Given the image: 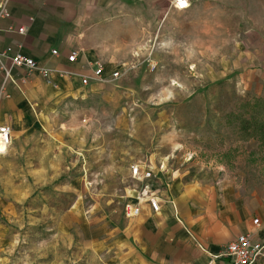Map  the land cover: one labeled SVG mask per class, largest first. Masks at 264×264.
I'll return each instance as SVG.
<instances>
[{"label":"rangeland","instance_id":"obj_1","mask_svg":"<svg viewBox=\"0 0 264 264\" xmlns=\"http://www.w3.org/2000/svg\"><path fill=\"white\" fill-rule=\"evenodd\" d=\"M121 1L134 25L104 69L119 78L57 89L6 122L0 264H154L141 248L154 225L125 214L146 188L135 166L163 210L264 194V0Z\"/></svg>","mask_w":264,"mask_h":264},{"label":"crops","instance_id":"obj_2","mask_svg":"<svg viewBox=\"0 0 264 264\" xmlns=\"http://www.w3.org/2000/svg\"><path fill=\"white\" fill-rule=\"evenodd\" d=\"M159 1L146 2L155 9L160 6ZM121 2L124 1L9 0L10 16L0 18V52L9 47L33 58L40 66L80 76H88L97 63L104 69L107 65L117 66L115 58L123 54V44L130 40L124 27L130 22L134 25V19L120 11ZM126 3L129 8L128 0ZM18 27L24 28L23 34L17 33ZM53 50L56 55L51 54ZM71 52L77 53V59L68 63ZM13 74L16 85H7L9 99L0 104L2 124L14 121L21 113V106L37 104L40 99L59 92L84 88L79 77L54 76L48 84L36 73L15 69ZM254 197L253 204L230 199L232 203L223 202L214 208L192 207L190 214L178 208L175 212L171 208L163 210V207L154 214L145 208L140 216L145 213L143 219L154 226L150 232L146 231L141 248L154 264H229L217 256L239 234L250 233L255 239L264 240V194L259 192ZM192 199L199 201L194 196ZM255 218L258 225L252 223ZM258 264H264V259Z\"/></svg>","mask_w":264,"mask_h":264},{"label":"built area","instance_id":"obj_3","mask_svg":"<svg viewBox=\"0 0 264 264\" xmlns=\"http://www.w3.org/2000/svg\"><path fill=\"white\" fill-rule=\"evenodd\" d=\"M9 0H3L0 5V18H8L10 16L7 8ZM186 5V6H185ZM174 8L179 11H184L188 8L187 0H176ZM18 34L24 33L23 27L17 28ZM56 55V51L51 52ZM77 59V53L71 52L67 57L68 63H73ZM149 66L153 70L156 64L149 62ZM22 69L27 74H38L48 84L51 79L56 76L58 78L79 77L82 86H88L93 83L106 84L116 81L119 78L118 70L111 72L105 76L104 66L96 64L88 76H80L73 72L58 71L52 68L40 66L33 58L24 56L19 51H14L12 48H5L0 52V104L9 99L7 92V85H16L13 70ZM85 122V120H83ZM12 141V130L8 124L0 125V154L7 152ZM131 176L140 182H146L145 191L142 196L134 198V202H129L125 207V214L128 219L137 218L145 208H148L154 214H158L161 209V200L155 195L154 191L150 189L151 182L154 179L153 173L147 167L135 166L131 170ZM254 225H258V219L252 221ZM228 260L229 264H258L260 260L264 259V240H257L250 233L239 234L233 241L222 248V251L217 256Z\"/></svg>","mask_w":264,"mask_h":264},{"label":"trees","instance_id":"obj_4","mask_svg":"<svg viewBox=\"0 0 264 264\" xmlns=\"http://www.w3.org/2000/svg\"><path fill=\"white\" fill-rule=\"evenodd\" d=\"M260 127H261L262 132L264 133V125L261 124Z\"/></svg>","mask_w":264,"mask_h":264},{"label":"bare ground","instance_id":"obj_5","mask_svg":"<svg viewBox=\"0 0 264 264\" xmlns=\"http://www.w3.org/2000/svg\"><path fill=\"white\" fill-rule=\"evenodd\" d=\"M138 196H135L134 198H137Z\"/></svg>","mask_w":264,"mask_h":264},{"label":"snow or ice","instance_id":"obj_6","mask_svg":"<svg viewBox=\"0 0 264 264\" xmlns=\"http://www.w3.org/2000/svg\"><path fill=\"white\" fill-rule=\"evenodd\" d=\"M186 6V5H185Z\"/></svg>","mask_w":264,"mask_h":264}]
</instances>
